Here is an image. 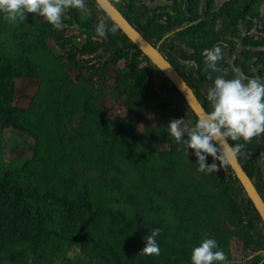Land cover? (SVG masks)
Returning <instances> with one entry per match:
<instances>
[{
  "label": "trees",
  "instance_id": "16d2710c",
  "mask_svg": "<svg viewBox=\"0 0 264 264\" xmlns=\"http://www.w3.org/2000/svg\"><path fill=\"white\" fill-rule=\"evenodd\" d=\"M109 1L182 64L206 111L215 76L264 78V0ZM85 5L59 29L34 13L0 17V264H190L204 238L226 263L253 251L246 264H264V239L245 212L261 221L225 160L197 171L192 150L168 133L173 119L198 120L183 97L93 0ZM215 45L222 58L210 69L202 49ZM23 78L37 87L19 107ZM243 143V170L256 178L261 152L264 183V133ZM17 146L29 155L6 161ZM153 228L159 255L140 253Z\"/></svg>",
  "mask_w": 264,
  "mask_h": 264
},
{
  "label": "clouds",
  "instance_id": "9594fccd",
  "mask_svg": "<svg viewBox=\"0 0 264 264\" xmlns=\"http://www.w3.org/2000/svg\"><path fill=\"white\" fill-rule=\"evenodd\" d=\"M86 8L85 0H0V17L9 23L23 20L26 13H34L43 18L53 28L63 27L62 15L69 9ZM103 21L95 26V36L105 37ZM202 55L210 69L217 68L222 58L219 45L202 49ZM206 99L210 111L194 124H182V119H173L168 123V133L176 143H183L192 150L197 171L213 173L219 168V161L235 158L253 137L264 133V78L259 76L242 80L235 76L214 77L207 90ZM243 141L241 143H229ZM215 142V143H214ZM212 157L208 162L207 157ZM218 162V163H217ZM159 228L143 237L144 246L140 253L159 255L157 242ZM190 264H226V254L218 247L213 238H204L194 246L190 253Z\"/></svg>",
  "mask_w": 264,
  "mask_h": 264
},
{
  "label": "water",
  "instance_id": "95a60500",
  "mask_svg": "<svg viewBox=\"0 0 264 264\" xmlns=\"http://www.w3.org/2000/svg\"><path fill=\"white\" fill-rule=\"evenodd\" d=\"M105 13L107 18L124 34L127 40L144 55L154 67L172 84L183 97L186 105L199 120L207 112L196 97L193 89L188 85L182 74L161 53L158 46L151 44L140 34L121 14V12L109 0H93ZM215 143V142H214ZM225 162L236 177L239 186L245 196L251 201L256 213L264 226V199L256 187L254 180L250 179L243 170L238 155L235 158H226Z\"/></svg>",
  "mask_w": 264,
  "mask_h": 264
},
{
  "label": "rangeland",
  "instance_id": "374dc122",
  "mask_svg": "<svg viewBox=\"0 0 264 264\" xmlns=\"http://www.w3.org/2000/svg\"><path fill=\"white\" fill-rule=\"evenodd\" d=\"M169 60L172 62V64L178 69L180 70V66L182 65L178 60H176L175 58H172L173 56L170 55H166ZM76 71H70V74H75ZM37 87V80H31V79H17L16 80V91H15V100L14 103L15 105L19 106V107H26L32 94L34 93L35 89ZM105 110H108V112L110 113L111 116H114V112L111 111V109H109L107 107V105H105ZM29 155V151L26 150L25 148H22L20 146L14 147L12 150H5L4 152V159L6 161H9V158H19L22 159L23 157ZM260 190L264 189V187H259ZM263 191V195H264V190ZM245 195L242 193V196H240V201H242V199H244ZM262 227V226H261ZM16 253L19 254V252L17 251ZM247 256L248 254L245 253L243 254V257ZM69 256H78L80 257V254L78 252V249L75 247H72L70 252H69Z\"/></svg>",
  "mask_w": 264,
  "mask_h": 264
},
{
  "label": "crops",
  "instance_id": "0c3cea01",
  "mask_svg": "<svg viewBox=\"0 0 264 264\" xmlns=\"http://www.w3.org/2000/svg\"><path fill=\"white\" fill-rule=\"evenodd\" d=\"M181 72H182V70H181ZM257 159H258V161H260V162H258V164H260V168H258V173L255 176L256 178H254L253 180H254V182L256 184V187L258 188V190L262 194L263 193L262 190H264V189L260 190V188H259L261 186L264 187L263 174H262V168H261V164H262L261 163V160H262L261 152L258 153ZM262 197L264 199V195ZM245 219L246 220H252V221L255 222V230H253L254 235L256 234V235L260 236L262 239H264V228L261 227L262 224L259 222V220H257V217H255L251 213H246L245 212ZM246 253L248 255L247 256L244 255V257H243V254H240V253L236 252L234 261H232L231 263H226V264H246V260H247L246 257H248L251 253H253V251H248Z\"/></svg>",
  "mask_w": 264,
  "mask_h": 264
},
{
  "label": "flooded vegetation",
  "instance_id": "af4514ba",
  "mask_svg": "<svg viewBox=\"0 0 264 264\" xmlns=\"http://www.w3.org/2000/svg\"><path fill=\"white\" fill-rule=\"evenodd\" d=\"M263 196V195H262Z\"/></svg>",
  "mask_w": 264,
  "mask_h": 264
}]
</instances>
